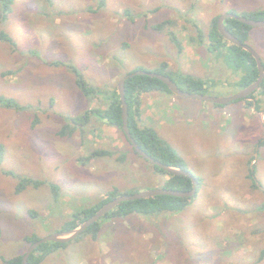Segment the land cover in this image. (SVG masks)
Here are the masks:
<instances>
[{
	"label": "rangeland",
	"instance_id": "1",
	"mask_svg": "<svg viewBox=\"0 0 264 264\" xmlns=\"http://www.w3.org/2000/svg\"><path fill=\"white\" fill-rule=\"evenodd\" d=\"M262 8L264 0H13L2 19L0 4L7 37L0 39V97L22 108L0 107V264L27 250L24 237L61 232L105 191L162 188L167 174L134 154L98 114L90 112L72 137L59 130L102 107L123 75L159 63L182 88L179 75L204 82L202 95H235L243 75L226 74L220 51L208 49L212 20ZM246 44L264 64V28H252ZM68 66L101 91L98 106L90 98L76 104L81 92ZM170 96L142 94V124L200 179L196 198L178 213L103 218L95 238L81 237L41 264H257L264 246V94L255 93L259 110L252 100L216 105ZM203 105L208 112H197ZM93 151L112 155L89 158ZM253 163L258 187L249 177ZM21 179L41 184L16 192Z\"/></svg>",
	"mask_w": 264,
	"mask_h": 264
},
{
	"label": "trees",
	"instance_id": "2",
	"mask_svg": "<svg viewBox=\"0 0 264 264\" xmlns=\"http://www.w3.org/2000/svg\"><path fill=\"white\" fill-rule=\"evenodd\" d=\"M0 4L2 6V12H3L2 19H4L11 11L13 0H0ZM227 13L236 14L234 11H228ZM219 17L220 15L215 16L212 20V28L207 38L210 45L208 49L211 51H220L219 58L225 62L228 68H230L234 72H240V74L243 75L241 80L239 79L238 85L241 86V89L245 88L254 81H256V79L258 78V69L255 60L248 52H246L242 48L230 44L220 35V33L217 30V21ZM244 17L252 20L264 21V8L251 11L248 15ZM166 24H168V22ZM224 25L231 34H233L242 43L246 44V41L249 37L252 27L246 24H242L236 19H227L225 20ZM153 29L161 30L162 24L153 26ZM0 39L7 40V37L3 33H0ZM166 66H167L166 64H163L161 69L152 72L169 76L172 79L170 73H168L166 69ZM72 68H73L72 66H68L70 72H73V74L75 75V85L78 88V90L85 97L90 98L91 100L99 99V101L101 102V99L98 96V93H101V91L97 88L91 87L87 83L86 79L75 68L73 69ZM178 79L180 83L186 86V88L180 87L178 83H176L173 79L172 80L178 85V87L181 90L188 93L203 94L202 92H199L204 87L205 84L201 80L184 75H179ZM258 90H261V93L264 94V80L260 85V87L258 88ZM155 91H166L168 93H171L167 88V86L164 85L161 81L155 78H151L149 76H134L126 80L125 98L128 104V112H129L128 123H129L130 132L135 142L138 144V146L149 156H151L152 158L163 164L186 170L184 167L183 160L178 156V154L174 151V149L165 140L161 139L150 128H147L145 126L140 128L136 121V117L139 118L140 116L141 95ZM257 91H255L253 94L248 96V98L241 100L243 101L252 100L251 103L255 104L254 108L259 110L258 107L260 106V102L256 100V96H255V93ZM103 102L104 104L102 103L100 104L102 105V107H96L88 112H85L82 116L69 119V122H66L59 130L58 136L72 137L76 131L81 130L82 128L85 127L87 121H89L88 116L91 115L89 114L90 112L93 114L94 113L98 114V116L101 117V121H104L108 125L119 129L123 133L121 101L119 94L117 92V86L113 91L107 93L105 101ZM0 107L13 108L15 110L22 109L13 100L6 99L3 97H0ZM124 137L127 143L130 145L132 152L138 155L132 148L129 141L127 140L125 134ZM263 145H264V140L259 141L258 147H261ZM111 155L112 154L109 153L108 151H93L90 154L89 158H94L96 156H111ZM124 160L125 159H122L121 161ZM153 167L159 172L165 173L157 166H153ZM254 173L255 170L253 165V169L251 170V174L249 175V177L253 181V186L258 187L257 183L255 184V180L253 177ZM197 180L198 182H200L198 178ZM32 181L33 180L31 179H21L20 184H18L16 188V192L22 191L26 186H28L31 183H33V185L35 186L41 184V182H32ZM50 187L52 188V190L56 189V187L53 184L50 185ZM162 188L170 189V190H178V191H189L192 188V181L189 177L173 176L167 174V179L164 181ZM125 195H129V194H125ZM117 196H119V194H116L115 191L107 192L106 195L95 206L84 208L79 212L74 213L71 220L64 225L62 231H69L74 229L77 225L83 223L88 218H90L106 202L112 200ZM194 198L189 199V198H177L173 196H156V197H148L140 200L127 201L118 204L112 211L107 213L103 218L109 220V219L126 218L135 214H139L143 216H151L166 212L178 213L182 211L185 207H187ZM31 215L34 216L32 212ZM100 220L94 223L93 225H91L85 232H83L79 237L72 240L71 242L77 241L81 237L83 238L88 235H91L93 236V238H95L100 232V226H101ZM0 235H1V229H0ZM39 239L40 238L36 236L23 238L24 242H26L28 245H31L32 243L36 242ZM71 242L67 244L47 242L45 244L40 245L30 255L28 259V264H41L50 254L60 249H65V247H67V245L70 244ZM24 253L7 260L5 264H22V258ZM263 260H264V246L258 251L255 262L258 264L263 262Z\"/></svg>",
	"mask_w": 264,
	"mask_h": 264
},
{
	"label": "water",
	"instance_id": "3",
	"mask_svg": "<svg viewBox=\"0 0 264 264\" xmlns=\"http://www.w3.org/2000/svg\"><path fill=\"white\" fill-rule=\"evenodd\" d=\"M227 19H236L242 24H246L252 28H264V21H257L248 19L244 16H238L233 13H225L221 15L218 18L217 21V30L220 33V35L230 44L235 45L239 48H242L246 52H248L255 60L257 69H258V78L256 81L251 83L245 88H242L241 91L237 92L235 95L229 97V98H218V97H210L205 96L202 94H194V93H188L183 90H181L178 85L169 77L165 76L163 74H159L152 71H147L143 69L136 70L133 73H128L121 77V79L117 83V92L120 97L121 101V110H122V130L125 134L127 140L131 144L134 151L144 160H146L148 163H150L153 166H157L161 170H163L168 175L173 176H185L189 177L192 181V188L189 191H178V190H170V189H164L159 188L155 190H150L146 192H141L137 194H129V195H119L112 200L106 202L98 211H96L90 218H88L83 223L77 225L74 229L69 231H62V232H56L53 233L43 239H39L36 242L29 245L27 250L25 251L23 258H22V264H28V259L30 255L42 244H45L47 242H54V243H60V244H67L71 242L72 240L79 237L83 232H85L91 225L98 222L101 218H103L107 213L112 211L118 204L127 202V201H134V200H140L145 199L148 197H156V196H173L177 198H194L198 194L199 189V182L197 180V177L192 175L187 170H184L182 168L169 166L166 164H163L151 156H149L147 153H145L135 142L134 138L132 137V134L129 129V112H128V104L126 102L125 98V82L129 78H132L134 76H149L151 78L158 79L161 81L164 85L167 86L169 91L176 95V96H184L187 98L203 101L206 103L216 104V105H225L233 101L246 99L248 96L253 94L260 85L262 84L264 80V65L262 62V59L260 55L254 51L251 47H249L247 44L242 43L240 40H238L233 34H231L225 27L224 22Z\"/></svg>",
	"mask_w": 264,
	"mask_h": 264
},
{
	"label": "crops",
	"instance_id": "4",
	"mask_svg": "<svg viewBox=\"0 0 264 264\" xmlns=\"http://www.w3.org/2000/svg\"><path fill=\"white\" fill-rule=\"evenodd\" d=\"M220 62H221V67H223L224 68V72L226 73H230V74H232V73H234V71L233 70H231L230 68H228V66L225 64V62L223 61V60H220ZM167 65V67H168V64H166ZM160 66V63L158 64V67ZM158 67L157 68H155V70L154 71H156V70H158ZM226 73V74H227ZM240 75H242V74H240ZM87 76H89L88 74H87ZM124 76V75H123ZM122 76V77H123ZM87 80H88V78H86ZM121 79V78H120ZM119 79V80H120ZM239 79H240V77H239ZM239 79H238V81H239ZM118 80V81H119ZM237 81V82H238ZM74 84H75V80H74V82H73ZM118 83V82H117ZM78 89V88H77ZM240 90V89H239ZM239 90H237L236 91V93L239 91ZM66 92H67V90H66ZM157 92H159L160 93V95H161V97L163 98V99H170V95H172L171 93H168V92H166V91H157ZM174 95V94H173ZM68 97V96H67ZM184 97V96H183ZM187 98V97H186ZM83 99H86V100H88V98L87 97H85L82 93H77L76 95H75V100H76V104L77 105H79V104H82L83 103ZM188 99H191V98H188ZM69 100V99H68ZM195 100V99H194ZM91 101H93V100H91ZM199 101V100H198ZM248 101H250V100H248ZM96 102H97V106L99 105V100L98 99H96ZM206 103V102H205ZM189 105V104H188ZM92 109H94V108H92ZM195 109H196V111L198 112L199 111V113H203V112H206L207 111V106H205V105H203V106H196L195 107ZM208 112V111H207ZM143 113H144V111H143V105H142V102H141V105H140V116H139V118H137L136 117V121H137V123H138V126L140 127V128H142V127H144L143 126V124H142V116H143ZM164 116H165V113H164V111L162 110V109H160V110H158L157 109V111L155 112V118L156 119H160V120H163V118H164ZM170 145V144H169ZM171 146V145H170ZM253 165H254V163H253ZM167 179V177H165L164 178V180H163V182L165 181ZM199 181H200V179H199ZM200 183V182H199ZM200 186V185H199ZM199 190V189H198ZM107 192H110L109 190L108 191H105L104 193H101L100 194V196H99V198H103L105 195H106V193ZM197 196V195H196Z\"/></svg>",
	"mask_w": 264,
	"mask_h": 264
}]
</instances>
